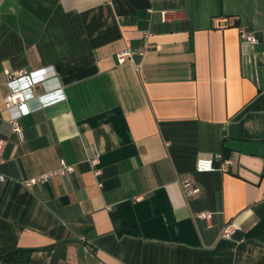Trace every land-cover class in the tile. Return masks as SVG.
I'll return each instance as SVG.
<instances>
[{
	"label": "crops",
	"instance_id": "crops-1",
	"mask_svg": "<svg viewBox=\"0 0 264 264\" xmlns=\"http://www.w3.org/2000/svg\"><path fill=\"white\" fill-rule=\"evenodd\" d=\"M164 9L181 17L162 22ZM147 42L139 70L117 62ZM20 69L49 73L46 90L66 96L29 101L22 137L5 104L7 71ZM233 138L264 143V0H0L7 264H264V157L227 149ZM219 152L227 169L195 171ZM61 159L72 174L25 185ZM184 173L200 188L192 199Z\"/></svg>",
	"mask_w": 264,
	"mask_h": 264
},
{
	"label": "built area",
	"instance_id": "built-area-1",
	"mask_svg": "<svg viewBox=\"0 0 264 264\" xmlns=\"http://www.w3.org/2000/svg\"><path fill=\"white\" fill-rule=\"evenodd\" d=\"M162 22H169L181 17V13L176 10L164 9L160 11ZM239 33L242 39L250 42L257 43L258 38L252 31L247 30L245 27L239 28ZM151 35V32L147 33V37ZM153 45L149 42L144 47H126L125 49L117 53V62L122 64L126 61H131L139 70L141 63L134 59L135 56L144 57L149 48ZM49 73L44 71H32L28 72L24 69L16 71H7V84L10 87V93L5 97L6 107L13 111L11 116V122L13 129L19 136H23V129L18 122L20 116L26 115L33 111L34 108L28 106V102L36 100V108H42L49 105H53L57 102L65 100V94L62 88H57L51 91L46 90L45 81L48 79ZM42 88L43 91L39 92ZM4 140H0V154L4 146ZM89 162L94 168L95 175L101 174V169L98 165V153L94 147V155L89 159ZM219 162V166L217 164ZM229 161L224 159L222 153H215L212 157H200L197 159L195 165L196 172H211L215 170H225L229 167ZM75 171V165L69 164L65 159H61L60 166L52 171L40 174L36 177H32L24 181L25 185L30 186L36 183H46L49 179L55 176H66L72 174ZM0 178L4 180V176L0 175ZM179 184L181 186L183 195L187 199H192L199 192L200 188L194 182L192 173H184L180 176ZM101 185V183H100ZM263 198H264V186H263ZM197 216L206 221H211L213 218V212L209 210H203L197 213ZM238 229L235 222H228L221 230L220 236L222 238L230 239L234 232ZM0 264H7L0 257ZM12 264H27V263H12Z\"/></svg>",
	"mask_w": 264,
	"mask_h": 264
},
{
	"label": "water",
	"instance_id": "water-1",
	"mask_svg": "<svg viewBox=\"0 0 264 264\" xmlns=\"http://www.w3.org/2000/svg\"><path fill=\"white\" fill-rule=\"evenodd\" d=\"M227 149L243 152L251 155H260L264 157V143L259 140L243 141L241 139H230L225 143Z\"/></svg>",
	"mask_w": 264,
	"mask_h": 264
},
{
	"label": "trees",
	"instance_id": "trees-1",
	"mask_svg": "<svg viewBox=\"0 0 264 264\" xmlns=\"http://www.w3.org/2000/svg\"><path fill=\"white\" fill-rule=\"evenodd\" d=\"M15 254V253H14ZM2 259L4 260V262H8L7 260L4 259V257H2ZM13 263H25L24 261H21V260H14L12 261Z\"/></svg>",
	"mask_w": 264,
	"mask_h": 264
}]
</instances>
